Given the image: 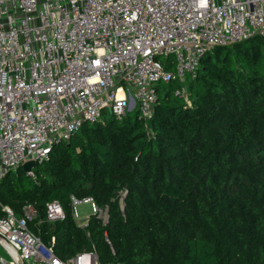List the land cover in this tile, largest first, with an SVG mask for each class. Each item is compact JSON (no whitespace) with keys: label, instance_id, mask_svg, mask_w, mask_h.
<instances>
[{"label":"trees","instance_id":"16d2710c","mask_svg":"<svg viewBox=\"0 0 264 264\" xmlns=\"http://www.w3.org/2000/svg\"><path fill=\"white\" fill-rule=\"evenodd\" d=\"M162 87L147 121L109 113L56 143L32 175L6 173L0 217L1 205L18 217L32 205L29 229L62 259L85 250L101 263L264 264L263 40L209 50L187 76L190 104L176 82ZM87 196L107 206L105 224L73 219L71 197ZM52 200L65 213L54 223Z\"/></svg>","mask_w":264,"mask_h":264},{"label":"built area","instance_id":"2783aa9c","mask_svg":"<svg viewBox=\"0 0 264 264\" xmlns=\"http://www.w3.org/2000/svg\"><path fill=\"white\" fill-rule=\"evenodd\" d=\"M254 36L264 42V0H0V181L26 161L47 160L56 143L106 111L117 119L137 111L147 121L161 83L176 82L174 95L190 104L187 76L205 54ZM79 204L107 222V206L71 197L79 226L91 216L80 217ZM1 209L8 257L0 264H118L85 250L62 259L29 229L32 205L19 217ZM45 212L50 223L65 217L57 200Z\"/></svg>","mask_w":264,"mask_h":264},{"label":"rangeland","instance_id":"374dc122","mask_svg":"<svg viewBox=\"0 0 264 264\" xmlns=\"http://www.w3.org/2000/svg\"><path fill=\"white\" fill-rule=\"evenodd\" d=\"M173 58H174V56L171 55L170 59H173ZM163 85L164 84L161 83V90H160L159 94L163 93V90H164L163 87H162ZM133 113H134V111L130 112V114H133ZM108 115H109V113L106 111L104 116L107 117ZM77 211H78L80 217H86V216H90L91 215V208H90L89 204H79L77 206ZM0 255H2L4 257H8L7 253L5 252V250L1 246H0ZM27 264H35V263L29 262Z\"/></svg>","mask_w":264,"mask_h":264},{"label":"water","instance_id":"95a60500","mask_svg":"<svg viewBox=\"0 0 264 264\" xmlns=\"http://www.w3.org/2000/svg\"><path fill=\"white\" fill-rule=\"evenodd\" d=\"M36 166V162L34 160H29L23 163L20 167L26 174H29L33 168Z\"/></svg>","mask_w":264,"mask_h":264}]
</instances>
